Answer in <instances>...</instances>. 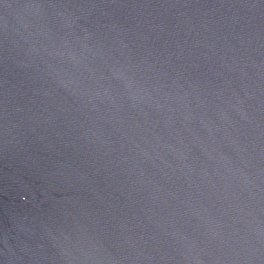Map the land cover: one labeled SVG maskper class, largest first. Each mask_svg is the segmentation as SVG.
Wrapping results in <instances>:
<instances>
[{
  "label": "water",
  "instance_id": "water-1",
  "mask_svg": "<svg viewBox=\"0 0 264 264\" xmlns=\"http://www.w3.org/2000/svg\"><path fill=\"white\" fill-rule=\"evenodd\" d=\"M0 264H264V0H0Z\"/></svg>",
  "mask_w": 264,
  "mask_h": 264
}]
</instances>
